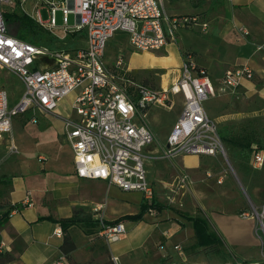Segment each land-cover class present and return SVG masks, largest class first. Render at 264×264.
I'll list each match as a JSON object with an SVG mask.
<instances>
[{"label":"built area","instance_id":"1","mask_svg":"<svg viewBox=\"0 0 264 264\" xmlns=\"http://www.w3.org/2000/svg\"><path fill=\"white\" fill-rule=\"evenodd\" d=\"M28 2L33 5L30 17L57 41L83 34L86 47L50 49L8 35L2 4L18 6L23 12ZM39 5L48 9L46 22L40 18ZM57 11L61 12L60 26L56 25ZM70 14L74 15V25H68ZM194 27L205 29L207 24L193 16L169 17L161 0H0V70L16 76L24 86L20 102L10 109L0 79V140L10 132L14 116L29 110L51 114L77 90L72 103L76 119L64 120L75 175L106 182L124 192H141L145 200H150L152 188L144 167L149 157L143 151L155 142V136L146 124L148 109L169 108L175 97L182 99V110L166 143L165 158L222 156L225 152L204 103L217 93L238 90L243 82L252 81L254 74L247 67L229 69L215 85L186 56L178 77L168 88L150 89L134 86L122 54L107 63L106 47L111 38L123 35L134 52L158 51L168 39H174L178 30ZM57 31L63 36L56 35ZM30 123L36 124L37 118L33 116ZM11 150L16 152L14 146ZM250 167H264V149L252 148ZM177 180L183 187L187 176L181 174ZM218 183H222L221 178ZM25 204L31 206L30 202ZM101 211V207L93 209L99 223L98 235L107 242L119 241L125 233L124 226L105 223ZM248 217L256 219L264 240V203L243 214V218ZM55 234L60 236L61 232ZM5 249L0 244V253Z\"/></svg>","mask_w":264,"mask_h":264},{"label":"crops","instance_id":"2","mask_svg":"<svg viewBox=\"0 0 264 264\" xmlns=\"http://www.w3.org/2000/svg\"><path fill=\"white\" fill-rule=\"evenodd\" d=\"M162 4L161 0V7L169 17L193 16L207 24L205 29H180L174 39H169L166 47L176 43L181 64L188 54L215 85L227 70L241 67L249 68L254 79L264 80V0H166ZM83 45L86 47L85 40ZM160 58L162 63L168 59ZM164 70L167 74L162 76V84L166 81L167 88L178 77L180 68ZM252 81L243 82L240 88L249 87ZM65 100L53 113L32 111L27 120L30 123L35 116L37 123L33 125H39L37 114L47 115L40 125L42 129L50 132L59 129V124L60 142L64 148L71 149L63 129L64 120L73 118L68 112L72 104L64 108L63 115L58 110ZM11 145L18 152L15 144ZM7 150L16 153L9 146ZM55 158L56 164L49 167L44 157H37L40 164L35 170L42 172L44 178L32 185L15 179L22 168L17 160L13 161L17 174L9 180L0 177V215L9 206H20L0 225V244L6 246L0 254L13 258L6 264H264V240L256 219L243 218L242 211L232 209L212 210L199 217L169 209L153 215L146 213L139 221H121L125 233L119 241L107 242L98 235L99 223L93 208L103 206L101 213L106 223L134 216L140 212L142 193L124 192L100 180L78 178L73 155L68 168L61 157ZM148 159H156V155ZM73 216L77 223L68 233L75 249L65 256L59 250L61 226L41 218L58 221ZM195 217L207 223L212 242L203 243L195 237L190 220ZM58 230L60 236L55 234Z\"/></svg>","mask_w":264,"mask_h":264},{"label":"rangeland","instance_id":"3","mask_svg":"<svg viewBox=\"0 0 264 264\" xmlns=\"http://www.w3.org/2000/svg\"><path fill=\"white\" fill-rule=\"evenodd\" d=\"M162 3L164 6L166 0H162ZM32 8L33 5L30 2L23 6V12L18 6L12 7L7 4L1 6L3 15L5 12L16 10L19 14L32 16ZM39 15L43 22L48 21L49 13L45 5H39ZM55 19L56 25L60 26L62 24L60 11L56 12ZM74 22V15L70 14L68 25H74ZM7 28L15 31L18 24L10 20ZM56 35L63 36L61 31H57ZM54 42L56 43L57 40L55 39ZM83 42L84 36L75 35L74 38H67L63 42L58 41L51 48L85 47ZM117 54L123 55L128 77L133 78L134 86L143 85L150 89H159L161 86L164 87L162 76L167 74V71L163 69L181 68L178 48L174 42L159 51L134 52L125 36H114L106 47V62L112 63ZM161 56H167L168 59L162 63ZM163 66L165 68H162ZM0 79L12 109L23 97L24 86L16 76L5 70H0ZM76 93L77 90L69 94L61 104L58 109L61 115L66 113L64 108L71 106ZM204 108L215 124L219 139L221 136L228 140L244 138L250 142V147L264 149V80L254 79L250 86L244 89L217 93L215 97L204 103ZM181 110L182 99L177 96L169 108L151 106L147 111L146 124L154 133L155 142L147 146L143 154L146 158L156 155V159H146L144 162L147 182L152 188L151 198L171 211L198 217L212 210L232 209L246 213L253 208H258L264 202V167L260 170L250 167L251 148V150H241L220 140L225 152L222 156H178L169 159L164 157L168 137ZM68 112L72 119L76 118L74 110L71 109ZM32 113L29 110L25 114L14 116L11 130L2 137L0 145V177L4 176L7 180L14 177L17 171L13 161L17 160L22 164V168L15 179L29 185L44 178L41 175L42 172L35 170L36 165L40 164L37 161L39 155L49 162V167L56 164V156L63 159L65 168H68L72 159V153H69L71 149L64 148L60 142L61 126L58 124L59 129L46 132L40 125L47 115L37 114L40 124L33 125L27 120ZM12 143L15 144L18 152L10 154L7 148L8 146L12 148ZM179 159L181 163L177 164ZM195 162H197L195 166L187 168ZM181 174L187 176L186 185L183 187L177 180ZM220 178L221 184L218 183ZM4 186L7 191V184ZM95 207H101L103 210L101 205ZM148 213L153 215L156 212L152 210ZM118 223L123 225L121 221L115 224Z\"/></svg>","mask_w":264,"mask_h":264},{"label":"trees","instance_id":"4","mask_svg":"<svg viewBox=\"0 0 264 264\" xmlns=\"http://www.w3.org/2000/svg\"><path fill=\"white\" fill-rule=\"evenodd\" d=\"M4 21H5V27H6V32L8 35H11L13 37H16L20 40H23L25 42H28L33 45H38V46H44V47H54L55 39L51 33L47 32L43 28H41L30 16L26 14H19L16 12V10H13L11 12H5L3 15ZM13 20L18 24V28L15 31H10L7 28V23ZM83 36V34H81ZM70 37H75V35H69L67 38ZM65 38V39H67ZM63 42V41H62ZM61 43V42H60ZM62 44V43H61ZM52 49V48H51ZM188 55V54H187ZM186 55V56H187ZM133 80V78H132ZM143 86V85H141ZM146 87V86H143ZM222 142L229 143L233 147L240 148L241 150H251L253 147H250V142L244 138H241L240 140H228L225 137L221 136L220 137ZM251 148V149H250ZM20 206L17 204H14L12 206H9L7 210L2 213L1 218H0V225L1 223L6 220L9 216V214L12 211L19 210ZM168 209L164 206L159 205L156 200L150 199V200H145L143 198L141 202V207H140V212L137 215L134 216H123L119 219H117L114 222H110L108 224H115L117 222L123 221V220H131V221H139L142 219L143 215L148 213L150 210H153L157 213L161 212L162 210ZM41 220H48L52 221L55 224H58L62 228V241L61 245L59 247V250L61 253L65 256H68L69 253L74 251L75 245L72 242L68 229L71 228L72 226L76 225L77 220L73 216L72 218L69 219H60V220H53L52 218H41ZM193 222L194 228H195V237L200 240L203 243H210L214 239L212 238L211 234H209L207 230V223L204 221V219L195 217L190 219ZM4 254V253H3ZM0 254V264H6L11 261H13V258L11 256H4L2 257ZM105 264H110V262L105 263Z\"/></svg>","mask_w":264,"mask_h":264},{"label":"bare ground","instance_id":"5","mask_svg":"<svg viewBox=\"0 0 264 264\" xmlns=\"http://www.w3.org/2000/svg\"><path fill=\"white\" fill-rule=\"evenodd\" d=\"M163 86L166 88V81L163 82Z\"/></svg>","mask_w":264,"mask_h":264}]
</instances>
